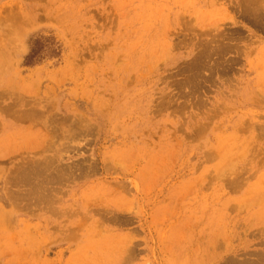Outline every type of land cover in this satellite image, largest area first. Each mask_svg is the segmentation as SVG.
Here are the masks:
<instances>
[{
	"label": "rangeland",
	"instance_id": "obj_1",
	"mask_svg": "<svg viewBox=\"0 0 264 264\" xmlns=\"http://www.w3.org/2000/svg\"><path fill=\"white\" fill-rule=\"evenodd\" d=\"M0 264H264V0H0Z\"/></svg>",
	"mask_w": 264,
	"mask_h": 264
},
{
	"label": "bare ground",
	"instance_id": "obj_2",
	"mask_svg": "<svg viewBox=\"0 0 264 264\" xmlns=\"http://www.w3.org/2000/svg\"><path fill=\"white\" fill-rule=\"evenodd\" d=\"M9 110V109H8ZM9 112V111H8ZM10 113V112H9ZM11 115H12V113H11ZM20 116V115H19ZM23 117H24V115H22ZM12 118H13V116H12ZM18 118V117H17ZM20 119V118H19ZM22 119V118H21Z\"/></svg>",
	"mask_w": 264,
	"mask_h": 264
}]
</instances>
